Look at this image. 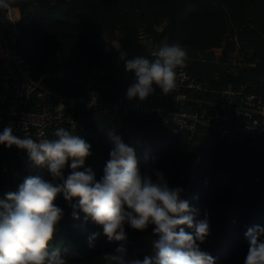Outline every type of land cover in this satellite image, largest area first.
<instances>
[{"label":"trees","instance_id":"trees-1","mask_svg":"<svg viewBox=\"0 0 264 264\" xmlns=\"http://www.w3.org/2000/svg\"><path fill=\"white\" fill-rule=\"evenodd\" d=\"M10 6L20 7L23 13L17 31H10H16L19 39L13 51L21 57V66L37 80L50 73L44 85L68 96L96 91L103 102L127 98V88L134 81L121 77L119 68L125 64L116 44L103 42L107 32L119 35L120 51H126L129 59H154L152 48L179 42L187 52L186 68L207 87L182 104L159 96L153 85L155 92L148 96L152 104L177 110L211 111L214 104L229 109L231 104L221 93L225 88L245 84L249 90L264 89L260 86L264 79L259 80L264 75V0H11ZM217 48L223 49L224 57L234 52L243 59L222 69L213 53ZM201 55L207 60L199 59ZM61 68L65 77L53 75ZM76 119L75 134L91 145L92 152L79 171L91 168L99 182L113 148L108 134L120 136L135 150L142 171L147 157L170 187L183 189L181 199L199 210L196 220L207 213L209 235L201 250L213 256L216 264H243L247 230L264 227L262 136L229 142L204 125L195 132L178 131L156 114L107 111L102 106L81 107ZM3 130L0 125V133ZM21 150L0 144V198L18 190L28 176L51 180L48 170L33 167L27 151ZM199 155L201 162L195 166ZM70 163L64 169L65 178L72 171ZM259 175L261 182L256 181ZM55 204L64 215L52 246L60 249L67 264H104L102 256L121 243L130 257L152 254L151 242L157 238L152 235L154 225L140 232L126 224L127 240L110 243L102 227L85 222L82 212L80 219L73 218V208L63 194H58ZM94 233L99 235L90 247L88 237Z\"/></svg>","mask_w":264,"mask_h":264},{"label":"clouds","instance_id":"clouds-1","mask_svg":"<svg viewBox=\"0 0 264 264\" xmlns=\"http://www.w3.org/2000/svg\"><path fill=\"white\" fill-rule=\"evenodd\" d=\"M11 0H0V8H9ZM125 71L134 74L127 88L128 100L144 101L155 92L153 85L168 95L176 88L177 68L186 67L187 52L179 43H165L144 56L128 58L126 51L115 45ZM113 144L99 182L91 168L78 169L92 155L91 145L72 130L59 127L55 138L38 140L13 134L11 126L0 133V144L26 150L33 167L46 168L51 180L28 176L16 191L0 198V264H67L52 242L63 210L55 204L58 194L73 208L72 216L89 220L102 227L111 242L127 240L125 225L143 232L154 225L151 255L143 259L130 257L123 243L102 256L104 264H216V259L202 251L200 244L209 235L207 213L196 220L198 209L181 199L182 188L170 187L165 175L148 164L142 171L135 150L120 136L109 133ZM69 161L71 173L65 178ZM78 203L71 204L73 200ZM186 229H190L188 231ZM88 237L89 246L98 236ZM248 250L243 264H264V227H251L246 232ZM199 241V243H197Z\"/></svg>","mask_w":264,"mask_h":264},{"label":"built area","instance_id":"built-area-1","mask_svg":"<svg viewBox=\"0 0 264 264\" xmlns=\"http://www.w3.org/2000/svg\"><path fill=\"white\" fill-rule=\"evenodd\" d=\"M9 8H3L8 13ZM17 31L15 21H0V40L3 47L2 59L4 66L0 71V125L11 126L13 134L24 137L31 136L38 140L40 133L44 138H55L57 128L64 127L72 130L79 128L76 114L79 108L91 109L102 106L107 111L121 110L124 113L139 112L146 115L156 114L164 124L174 126L178 131L195 132L199 125H204L218 132L229 142H243L264 139V89L263 91L249 90L243 84L237 88L229 86L221 91L227 97L231 107L221 109L216 104L211 111L206 108H183L177 110L170 106L148 103L139 98L121 101L103 102L96 91L87 92L82 96L73 97L58 92L44 85V80L51 74H45L41 79L33 78L23 69L13 47L18 45L19 39L15 32L8 31V27ZM157 50L152 48L150 53ZM176 88L168 95L177 102L184 104L190 100L193 92H202L207 89L204 82L191 74L186 67L177 69ZM53 75L65 77L66 71L61 68ZM128 77L134 81V74ZM199 155L195 166L201 162ZM262 176L256 178L261 182Z\"/></svg>","mask_w":264,"mask_h":264},{"label":"crops","instance_id":"crops-1","mask_svg":"<svg viewBox=\"0 0 264 264\" xmlns=\"http://www.w3.org/2000/svg\"><path fill=\"white\" fill-rule=\"evenodd\" d=\"M0 12H1V17H0V21L1 22H3V23H5V21L8 19V20H11V21H15L16 23H18L19 22V20L21 19V17H22V15H23V13H22V10H21V8L20 7H14V6H11V8H10V10H9V12L7 13L6 11H5V9H3V8H1L0 9ZM8 30L9 31H11V27L9 26L8 27ZM151 45V44H150ZM2 53H3V47H2V44H1V40H0V60H1V62H2V65L0 66V71H1V69L3 68V66H4V61H3V59H2ZM213 53H214V56H215V60L216 61H218V62H220V61H222V57H224V55H223V53H224V51H223V49L222 48H217V49H215L214 51H213ZM238 53H234V52H232V53H229L228 54V58H230V59H236V57H238ZM198 58L199 59H201V60H207L204 56H198ZM233 63H235V62H233ZM129 74V73H128ZM128 74L126 75V76H128ZM263 79H264V75L263 76H261V78H259V80H260V82L262 83V81H263ZM260 83V84H261ZM263 85H264V81H263V83L260 85V86H262L263 87ZM157 95V94H156ZM159 96H162V95H160L159 94ZM162 97H168V98H172V97H170V96H162ZM146 101L148 102V103H151V100L150 99H146ZM152 104V103H151ZM164 106H170L171 107V105H164Z\"/></svg>","mask_w":264,"mask_h":264},{"label":"rangeland","instance_id":"rangeland-1","mask_svg":"<svg viewBox=\"0 0 264 264\" xmlns=\"http://www.w3.org/2000/svg\"><path fill=\"white\" fill-rule=\"evenodd\" d=\"M103 42L107 45H112V44H120L119 41V35L116 32H107L103 35ZM240 58V59H239ZM243 56L242 55H238V57H236V59H230L228 57H222V61H220L222 63V69H225V66L232 64L233 62H238V60H242ZM120 71V75L123 78H126L127 76V72L125 71V66H121L119 68ZM129 75V74H128ZM22 152H25L26 150H21Z\"/></svg>","mask_w":264,"mask_h":264},{"label":"water","instance_id":"water-1","mask_svg":"<svg viewBox=\"0 0 264 264\" xmlns=\"http://www.w3.org/2000/svg\"><path fill=\"white\" fill-rule=\"evenodd\" d=\"M120 46V44H118ZM19 60H21V57H19Z\"/></svg>","mask_w":264,"mask_h":264}]
</instances>
